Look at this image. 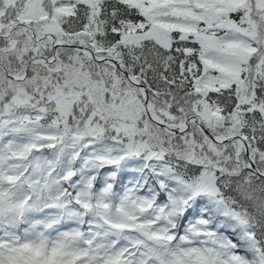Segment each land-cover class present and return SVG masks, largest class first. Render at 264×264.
Instances as JSON below:
<instances>
[{"label":"snow or ice","instance_id":"1","mask_svg":"<svg viewBox=\"0 0 264 264\" xmlns=\"http://www.w3.org/2000/svg\"><path fill=\"white\" fill-rule=\"evenodd\" d=\"M0 264H264V0H0Z\"/></svg>","mask_w":264,"mask_h":264}]
</instances>
